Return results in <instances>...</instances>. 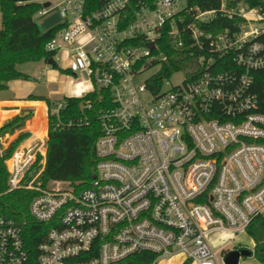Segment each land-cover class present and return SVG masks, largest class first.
I'll return each mask as SVG.
<instances>
[{"label":"built area","instance_id":"obj_1","mask_svg":"<svg viewBox=\"0 0 264 264\" xmlns=\"http://www.w3.org/2000/svg\"><path fill=\"white\" fill-rule=\"evenodd\" d=\"M28 1L41 4L40 14L59 10L46 44L55 61L71 54L91 91H110L98 115L96 173L80 191L43 186L46 140L30 147L9 141L3 152L0 133V197L36 190L30 213L50 224L39 263L135 264L147 252L150 264H226V245L264 219V111L252 89L254 73L264 69L262 8L231 0L212 9L192 0ZM182 11L194 20L179 27ZM218 13L243 20L234 31L200 28ZM186 30L203 52L201 71L177 84L173 74L155 79L168 59L159 39L168 35L181 46ZM156 65V74L138 81ZM65 107L64 97L48 106V130L50 114L58 129L88 124L86 116L62 118ZM242 248L254 249H233ZM27 259L23 226L0 204V264Z\"/></svg>","mask_w":264,"mask_h":264},{"label":"trees","instance_id":"obj_2","mask_svg":"<svg viewBox=\"0 0 264 264\" xmlns=\"http://www.w3.org/2000/svg\"><path fill=\"white\" fill-rule=\"evenodd\" d=\"M139 1L131 0V6H136ZM145 1L153 2V0ZM231 1L233 4L246 2L252 7H261L264 11L263 0ZM190 4H200L204 9H212L219 8L220 0H192ZM40 7V3L28 0H0V11L3 15V26L0 28V91L7 90L9 81L13 79H31L29 74L18 69L19 65L40 60L49 62V59L55 56L54 51L47 50L46 44L58 26L47 32H41L34 17ZM179 14L185 15L184 22L178 21L179 27L194 20L193 16L186 14L185 11ZM242 20L243 18L237 15L229 17L227 14L218 13L211 22L202 23L199 26L205 32L217 34L226 29L237 30ZM182 39L181 46L174 44L168 35L159 39L168 59L155 79L170 77L174 72L180 70L186 71L188 77L193 78L195 73L201 71L198 59L203 52L194 44L190 31L183 32ZM62 70L67 74L73 73L71 68ZM252 89L258 97L260 110L264 111V69L254 73ZM64 98L66 107L61 111L62 118L76 119L86 116L89 122L83 126L58 129L55 128L54 117L50 114L42 184L46 187L54 181H66L74 186L76 191H80L90 185L96 173L98 161L96 142L101 134L98 115L104 107L110 105V91L102 88L90 91L81 97L65 96ZM29 99L45 100L49 107L53 104L50 98L44 96L30 95ZM86 101L92 103L91 108L85 105ZM21 120L23 118L19 117L0 128V133ZM26 137L23 135L18 141ZM37 194L38 192L34 189L22 188L10 191L0 197L3 211L23 226L24 242L28 250V259L25 264H40L38 261L39 245L50 225L38 222L30 213V203ZM249 233L256 243L255 255L264 263V219L258 218L250 227ZM139 256L143 258L142 262L136 261L135 264H150L154 254L146 252L138 255V258Z\"/></svg>","mask_w":264,"mask_h":264},{"label":"rangeland","instance_id":"obj_3","mask_svg":"<svg viewBox=\"0 0 264 264\" xmlns=\"http://www.w3.org/2000/svg\"><path fill=\"white\" fill-rule=\"evenodd\" d=\"M58 11L59 10L56 7H52L47 12L48 14H40L39 12H37L34 16L35 21L37 22L38 26H40V28L42 29H44L46 25L52 26L55 24H59L58 22L61 21V18L58 16V13H59ZM46 18L49 20L47 24L43 22V19H46ZM2 26H3V15L1 13L0 28ZM58 56L60 59L58 61L57 67L48 64L44 60H40L35 63L25 64V67H24L25 69H28V70L30 69L33 70L36 68L37 73L39 71L40 74H37V75L40 76V81L42 82L41 89L45 93V95H48L53 100H58L63 96V93H64L63 87L65 84V81L69 78H72L71 76L67 75V73L63 72L62 70L63 68L68 67V66L71 67L72 70L77 73V77L79 78H83L86 74L82 70L79 62L76 59H74L71 54L63 52V53H59ZM159 67H160L159 65H156V66L147 68L146 70L142 72V75L140 78H138V81L143 82L150 76L156 74L159 70ZM185 76H186V71L184 70H182L181 72H175L170 78L171 83L177 84L181 82ZM90 85L91 84L89 83V85L86 88L87 91H89ZM167 87L168 86H165V88ZM36 119L37 121L35 120L34 125L31 127V130H33L34 132V136L32 137V139H30L29 141L25 143V146L27 147L34 146V145L38 146L39 144H41L40 143L41 141H43V145H44V142L46 140V133H47L46 123L47 122H46L45 110L43 107H42V111L41 110L37 111ZM2 122L3 121H0L1 124ZM8 132L11 133L12 130L7 131V133ZM9 133L6 134L5 140L7 141L5 142L4 146L1 149L3 152L7 148L9 140L14 137V135H9ZM49 185H52V186L59 185L60 187H63V188L74 189V186L70 185V183L66 181H59V183L51 182L49 183ZM240 243L249 245V246L252 245L253 247H255V244H256L254 238L250 235V233L249 234L247 233V234H244L236 238L232 242L228 243L226 245V249H233L234 247L239 246ZM165 264H181V261L180 260H172L168 262L166 261ZM240 264H264V263L260 261L258 257H256L255 252H254V254L251 256H242L240 258Z\"/></svg>","mask_w":264,"mask_h":264},{"label":"crops","instance_id":"obj_4","mask_svg":"<svg viewBox=\"0 0 264 264\" xmlns=\"http://www.w3.org/2000/svg\"><path fill=\"white\" fill-rule=\"evenodd\" d=\"M0 16H1V11H0ZM58 16L60 17V13H58ZM48 21L49 20L47 18L43 19V22L45 24H47ZM56 25L57 24L52 25V26L46 25L44 29L40 28L39 26V29L41 30V32H47L48 30L52 29ZM30 63H35V62H29L25 64H30ZM47 63L50 64L49 62ZM25 64L19 65L18 69L21 70L22 72L29 74L31 76V79L30 80L13 79L9 81L8 83L9 88L7 90L0 91V117H1L0 121H3L2 124L0 123V128L12 123L17 118L22 117L23 120L16 123L14 126L4 130L3 134L6 135L9 133V132L7 133V131L12 130V132L9 133V135H14V137L9 140L11 142L18 141L20 137H22L23 135H26L27 136L26 138H21L20 140L21 142L24 141L26 143L27 141L32 139V137L34 136V132L33 130H31V127L34 125L35 120L37 121L36 119L37 111L38 110L42 111V107H43L45 110L46 122H47L46 123L47 124L46 147H47L48 103L45 100H41V99H29V96L36 95V96H44L47 98H50V97L48 95H45V93L41 89L42 82L40 81V76L37 75V74H40L39 71L37 73L36 68L33 70L25 69L24 68ZM68 67H65V68H68ZM67 75L71 76L72 78H69L65 81V84L63 87L64 93L61 98L65 96H69V95L80 96L92 90V84L90 81H88L86 74L83 78L77 77V73L76 72L74 73V71L72 74H67ZM89 83L91 85H90L89 91H87L86 88L89 85ZM76 93H79V94L77 95ZM51 100L54 101L53 99ZM250 248H254V247L251 245ZM250 250L252 251V249ZM255 250L256 249L254 248L252 251V255L254 254Z\"/></svg>","mask_w":264,"mask_h":264},{"label":"water","instance_id":"obj_5","mask_svg":"<svg viewBox=\"0 0 264 264\" xmlns=\"http://www.w3.org/2000/svg\"><path fill=\"white\" fill-rule=\"evenodd\" d=\"M49 3H46L45 5H48ZM154 45L153 42L150 43V46L152 47ZM49 63L53 66H57V62L53 57L49 59ZM252 251L247 248L242 249H232L229 250L225 255V262L226 264H240V258L242 256H251Z\"/></svg>","mask_w":264,"mask_h":264},{"label":"clouds","instance_id":"obj_6","mask_svg":"<svg viewBox=\"0 0 264 264\" xmlns=\"http://www.w3.org/2000/svg\"><path fill=\"white\" fill-rule=\"evenodd\" d=\"M77 95L79 94V93H76Z\"/></svg>","mask_w":264,"mask_h":264}]
</instances>
